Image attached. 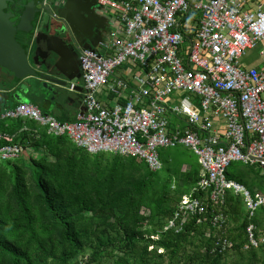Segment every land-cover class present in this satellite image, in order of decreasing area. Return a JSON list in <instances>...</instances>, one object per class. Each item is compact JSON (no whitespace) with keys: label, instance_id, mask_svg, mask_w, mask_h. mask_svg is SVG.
<instances>
[{"label":"built area","instance_id":"2783aa9c","mask_svg":"<svg viewBox=\"0 0 264 264\" xmlns=\"http://www.w3.org/2000/svg\"><path fill=\"white\" fill-rule=\"evenodd\" d=\"M96 1L109 30L102 52L79 50L83 110L73 121H59L23 102L1 111L0 119H32L89 153L136 157L152 171L163 166L162 148L184 147L197 156L199 180L160 231L208 220L215 230L210 253L231 249L224 213L231 191L246 212L243 247H258L264 230L252 219L264 205V184L251 191L226 169L257 164L264 175V0ZM251 52L259 64L243 65ZM0 139V161L23 153L13 135ZM198 190L205 195L193 196Z\"/></svg>","mask_w":264,"mask_h":264},{"label":"trees","instance_id":"16d2710c","mask_svg":"<svg viewBox=\"0 0 264 264\" xmlns=\"http://www.w3.org/2000/svg\"><path fill=\"white\" fill-rule=\"evenodd\" d=\"M23 102L13 100L1 111ZM0 133L13 135L23 152L30 150L28 158L22 153L0 161V264H78L82 257L86 264H264V242L243 247L246 212L231 191L224 207L231 249L210 253L215 230L208 220L191 219L177 233L160 231L197 185L200 164L193 152L185 162L178 151L174 165L162 159V168L152 171L136 157L89 153L32 119H0ZM183 164L189 166L185 171ZM246 166L231 163L227 177L260 189L264 176ZM252 221L264 230V205Z\"/></svg>","mask_w":264,"mask_h":264},{"label":"water","instance_id":"95a60500","mask_svg":"<svg viewBox=\"0 0 264 264\" xmlns=\"http://www.w3.org/2000/svg\"><path fill=\"white\" fill-rule=\"evenodd\" d=\"M8 2L0 0V67L19 80L30 78L50 91L68 88L67 84L81 75L79 57L77 63L70 49L91 48L101 22L108 25L102 7L97 1L25 0L22 11L15 14L8 9ZM17 32L22 34L21 42L15 38ZM105 36L94 43L97 52H102L100 43ZM75 90L82 93L80 86Z\"/></svg>","mask_w":264,"mask_h":264},{"label":"crops","instance_id":"0c3cea01","mask_svg":"<svg viewBox=\"0 0 264 264\" xmlns=\"http://www.w3.org/2000/svg\"><path fill=\"white\" fill-rule=\"evenodd\" d=\"M106 22H108V21H106ZM100 25H101V27L95 32V35L92 36V38H93L92 44H94V43L97 44V42H96L97 39H100L103 34L107 35V32L109 30V24L106 26V23L102 21ZM95 47H96V45H95ZM251 57H254V59H255V60H253V62L247 63V61L244 60L245 58L251 59ZM260 60H261V58H259L255 53L251 52V53L247 54V56L244 57L242 61H243V65L256 66L257 64H259ZM79 79H81V75H80ZM16 80L19 81V79H16ZM29 80L31 82H29L30 85H28L27 87L35 86L38 89V91L40 93L39 95H40L41 104H38V103H35V104L44 113L52 115L53 117H55L59 121H73L75 119V115L78 112L83 110V106L81 103V97H82L81 92H79L77 90L70 91V92H73L79 96V100H77V99L73 100L71 97L62 96L60 94V92H58L59 89H57L56 93H54L48 89L43 88L40 85V83H37L30 78L23 79L22 81L20 80L21 81L20 83L24 84V83H22L23 81L28 82ZM74 80L75 79L71 80L70 83H74L75 86L82 87V84L80 85V84L76 83ZM27 87H24V89L26 90ZM25 90L24 91H20L18 89L14 90L13 85H9V86L5 87L6 97L0 95V97L5 100V101L1 102L2 104L0 106V111L3 108H5L6 104L11 103L13 100H15V101L24 100L23 97H21L22 95H20V94L25 92ZM11 93H12V95H11V99H10L9 95ZM17 94H19V96ZM178 147H181V146H178ZM174 148H176V147H174ZM160 159H161V156H160ZM161 161H162V159H161ZM162 165H163V161H162ZM245 165H248V164H245ZM250 165H254V164H250ZM188 168H189L188 164H183L181 167V170L185 171ZM260 175L264 176L262 173ZM255 189H257V188H255Z\"/></svg>","mask_w":264,"mask_h":264},{"label":"rangeland","instance_id":"374dc122","mask_svg":"<svg viewBox=\"0 0 264 264\" xmlns=\"http://www.w3.org/2000/svg\"><path fill=\"white\" fill-rule=\"evenodd\" d=\"M92 50L96 51V47L94 46V44L91 46ZM257 59V58H256ZM245 61H247V63H250V62H253L254 57H251V59H248V58H245L244 59ZM16 76L11 72V76L8 78V85H12L13 82L16 80ZM76 83L78 84H82V80L81 79H75L74 80ZM29 83V82H28ZM69 85L67 84V87ZM28 90V91H27ZM38 89L35 87V86H29L27 87V89L25 90V92L21 93L20 95H22L21 97H23L24 99V102H29L31 104H35V103H38V104H41V100H40V93ZM58 92H60V94L62 96H68V97H71L73 100L74 99H77L79 100V96L73 92H70L68 91V88H65V89H59ZM19 96V94H17ZM5 101L3 98L0 97V106H1V102ZM179 151V159L180 160H184L186 158V156L188 155H191L192 158H194V155L191 153V151H189L188 149L186 148H183V147H178V148H162L160 150V154H161V159H165V160H168L169 163L171 165H174L175 164V160H176V154L177 152ZM27 152V153H26ZM25 158H28L29 155H30V150L28 151H24L23 154H22ZM184 155V156H183ZM35 158L39 157V155H34ZM185 161V160H184ZM186 162V161H185ZM235 165L239 166L240 168H244L246 169L247 166L241 162H234ZM254 170L256 172L259 171V175L262 173V169L257 165V164H254Z\"/></svg>","mask_w":264,"mask_h":264},{"label":"flooded vegetation","instance_id":"af4514ba","mask_svg":"<svg viewBox=\"0 0 264 264\" xmlns=\"http://www.w3.org/2000/svg\"><path fill=\"white\" fill-rule=\"evenodd\" d=\"M85 1L87 3L91 2L92 4L96 3V0H85ZM24 2H25V0H9L7 6H8V9L11 10L13 13L19 14L22 11V9H23L22 7H23ZM97 20L98 19L96 18V21ZM18 33L19 32H17L15 34V38L16 39L18 37H21ZM79 39H81V41H83L82 40L83 39L82 35L79 36ZM17 41H19V40L17 39ZM79 49L80 48L78 46H72L71 49H70V51L72 52L73 57L77 60V63H78V57H79ZM70 51H69V53H70ZM10 76H11L10 72H8L6 69L0 67V95L1 96L6 97L5 87L9 86L7 82H8V78ZM21 81L20 80L19 81L15 80L13 82L12 85H13V89L14 90H17V89L21 90L22 89V91H24L25 90L24 87H27L28 85H30L28 82H31L30 80L28 82L27 81H23L22 83H24V84H21L20 83ZM56 91H57L56 88L52 90V92H54V93H56Z\"/></svg>","mask_w":264,"mask_h":264}]
</instances>
